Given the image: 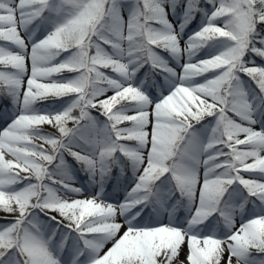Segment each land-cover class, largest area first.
Masks as SVG:
<instances>
[{"label":"snow or ice","instance_id":"1","mask_svg":"<svg viewBox=\"0 0 264 264\" xmlns=\"http://www.w3.org/2000/svg\"><path fill=\"white\" fill-rule=\"evenodd\" d=\"M0 97V264H264V0H0Z\"/></svg>","mask_w":264,"mask_h":264},{"label":"rangeland","instance_id":"2","mask_svg":"<svg viewBox=\"0 0 264 264\" xmlns=\"http://www.w3.org/2000/svg\"><path fill=\"white\" fill-rule=\"evenodd\" d=\"M170 19H171V17H170ZM199 22V17H197V23ZM196 25L195 24H193V25H191V26H189V28L188 29H186V31L187 32H191L192 31V29L195 27ZM186 38V37H185ZM182 44H183V42H182ZM207 53L204 51V50H202L201 51V53H199V57L200 58H204V56L206 55ZM257 63H260V61L258 60L257 61ZM140 76H141V78H143V72H141L140 74H139ZM109 94H111V93H109ZM8 105H9V109H7V117H5V115H4V110H2V117H3V119H0V121H1V124H0V126H5L4 124H3V121L7 118V120H8V122L10 123L11 122V118H12V105H11V102H10V100L8 101ZM44 131L45 132H50V131H52V129L49 127V126H47V125H45L44 126ZM81 178V181L83 182L86 178L84 177V174L82 175V177H80ZM115 184V183H114ZM86 187H87V185H85ZM130 187V186H129ZM108 188V187H107ZM91 189H89V191H90ZM107 192L110 194V191H109V189L107 190ZM123 196H124V192L123 191H119L118 193H115L114 191H113V193L112 194H110V198L111 197H115L116 199H119V200H122L123 199ZM4 214L3 213H0V216H3ZM177 215H179V216H181V217H183L184 216V212L181 210L180 212H178L177 213ZM163 219L165 220V222L167 221V217H166V215L163 217ZM110 246V245H109ZM182 258H183V254H182Z\"/></svg>","mask_w":264,"mask_h":264}]
</instances>
